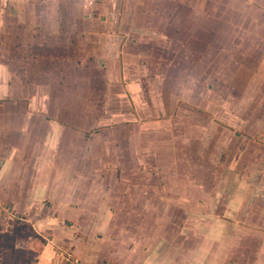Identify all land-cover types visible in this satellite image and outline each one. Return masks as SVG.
<instances>
[{
  "label": "rangeland",
  "instance_id": "374dc122",
  "mask_svg": "<svg viewBox=\"0 0 264 264\" xmlns=\"http://www.w3.org/2000/svg\"><path fill=\"white\" fill-rule=\"evenodd\" d=\"M100 1H95V6ZM14 6H22L24 14L8 20L5 17L3 23L25 17L31 24L41 25L37 27L43 32L55 24L66 28L65 24L86 22L89 10L82 0H18ZM142 7L149 11L136 17L141 19L143 15L151 28L169 19L174 25H190L186 43L168 48L171 61L160 63L159 69V63H146L150 77H113L112 69L118 72V66L113 61L108 63V51L112 49L97 47L99 42L87 53L93 54L95 61L81 62L86 58L83 50L70 46V32L62 29L56 33L60 39L54 40L55 46L40 41L26 49L33 83L30 90L32 94L37 83L47 81L40 77L44 71L52 72L51 76L68 74L65 84L70 82L72 87L62 96L77 101L76 118L91 119L87 133L98 138L95 147L102 148L110 141L115 154L107 158L112 173L98 177L100 184L107 183L109 187L114 183L113 199L109 201L104 194L103 203L110 205L78 209L75 222L67 223L69 231L78 237L75 245L83 247V241L90 242L101 256L103 238L107 247L111 238L121 237L126 231H142L151 237L141 238V248L150 249L144 254L139 251L136 256L143 264H150L155 258L160 261L157 264H169L171 259L175 262L187 246L201 248L191 263L201 264L199 260L210 251L220 253L229 248V239L221 234L224 229L213 233L210 227L219 221L218 215H229L233 206L227 205L234 203L231 199L235 189L239 185L247 188V199L256 186L264 188V0H144ZM144 8L137 6L136 11ZM39 35L43 36L40 32ZM179 38L175 34L174 39ZM146 52L151 51L147 48ZM13 65L19 70L24 67L20 61ZM86 71L92 78L84 74ZM133 72L130 68V74ZM85 82L87 87L81 85ZM85 90V105L91 108L87 112L81 110L85 96L80 91ZM104 115L108 120L101 119ZM99 122L110 127L100 129ZM110 124L121 127L116 131ZM102 158L101 162L108 164ZM123 186L126 192L121 194L126 197L118 198V189ZM139 188L146 197L155 194L167 202L171 200L172 205L166 209L146 201L141 206L139 203L145 200L138 197L135 203L132 194ZM237 193L233 200L240 199L241 191ZM182 195L191 199L190 206L174 201ZM261 198H256L259 206L264 205ZM185 210L190 213L188 219ZM193 212H202V216L197 218ZM150 216H155L152 221ZM222 220L220 226L225 224ZM205 234L206 238L202 237ZM138 243L136 238L135 244ZM110 257L113 263L117 262V256Z\"/></svg>",
  "mask_w": 264,
  "mask_h": 264
},
{
  "label": "crops",
  "instance_id": "0c3cea01",
  "mask_svg": "<svg viewBox=\"0 0 264 264\" xmlns=\"http://www.w3.org/2000/svg\"><path fill=\"white\" fill-rule=\"evenodd\" d=\"M82 1L86 8L89 7L85 14L86 22L65 24L68 28H63L64 24H55L54 28L44 30L45 38L43 29L37 27L41 25L31 24L25 17L15 18L17 22L3 23L5 17L8 20L14 19V15L24 14V8L14 6L18 0H0V264H108L113 255L117 256V262L111 260V264H143L136 256L139 251L143 253L150 250L141 248L142 235L151 239L142 231L130 234L126 231L127 236L123 233L121 237L111 238L112 247L110 244L104 246L106 239L103 238L101 256L98 249L91 248L90 242L83 241V247L75 245L78 237L69 231L71 227L67 223L75 222L79 215L78 209L110 205L109 202L103 203L104 194L109 201L113 199L111 186L114 183L108 184V187L107 183L100 184L98 177L112 173L113 168L107 158L110 159L112 155L115 157V154L109 146L110 141H106L102 148L95 147L98 138L87 133L92 126L91 119L88 116L83 120L76 118L77 101L62 96L61 93L67 94L69 87H72L70 82L65 84L70 78L68 74L62 72L51 76L50 71L42 72L43 76L40 77L47 81L37 83L36 90H32L31 94L33 83L30 81V56L26 49L40 41L55 46L54 40L60 39L56 33L64 29L70 32V46L83 50L82 55L86 58L81 59V62L95 61L93 54L87 53L99 42L97 47L108 46V49H112L108 51V63H117L119 72L112 69L113 77L148 78L151 75L147 73L146 63L152 62L153 66L159 63L156 64L159 69L160 63L171 61L168 48L186 43L185 34L187 31L189 33L190 25H174L169 19L167 23L161 20V24L151 28L149 23L144 22L143 15L141 19L136 17L138 13L149 11L142 7L144 0H101L98 6H95L97 0ZM137 6L144 8L143 11H136ZM164 15L169 17L167 12ZM173 32L180 38L174 39ZM144 48H149L151 52H146ZM172 52L175 53V50ZM19 61L24 64L21 70L13 65ZM47 61L52 60L47 58ZM130 63L137 66L126 67ZM130 68L133 74H130ZM84 74L92 78L87 71ZM86 83L81 85L87 87ZM80 92V95L85 96L81 110L87 112L91 109L86 106L88 91ZM101 119L108 120L105 115ZM107 125L99 122L100 129L109 128ZM120 127L112 125L116 131ZM116 142L118 146L121 145L119 139ZM102 157L108 164L101 162ZM95 175H98L96 181ZM115 182L119 184L120 180ZM203 184H198L197 190ZM238 191H241L240 199L233 200ZM247 191V188L239 185L232 195L231 202L234 203L227 205L233 206L229 215H218L219 221L216 220L215 226L210 227L213 233L214 230L221 232L219 229H224L221 234L229 239V248L220 253L210 251L209 255L199 260L201 264H264V205L259 206L256 201L257 197L264 195V188L256 186L246 199ZM118 192V198L126 197L121 194L126 192L124 186ZM132 195L135 203L136 197L145 200L139 203L141 206L149 201V205L159 204L167 209L168 204L172 203L155 194L148 198L143 195L142 188ZM174 201L181 206H190L191 199L182 195ZM189 214L185 212L187 219ZM193 215L198 218L202 212H193ZM152 217L155 216H150L151 221ZM222 217L227 219L222 220ZM221 220L224 226L219 225ZM202 237L206 238V234ZM136 238H139L138 244H135ZM197 249L201 248L185 247L178 252L176 261L171 259L169 264H191L198 253ZM91 251H95L93 255ZM159 262L155 258L149 263Z\"/></svg>",
  "mask_w": 264,
  "mask_h": 264
}]
</instances>
